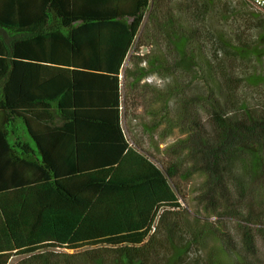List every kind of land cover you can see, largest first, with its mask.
Listing matches in <instances>:
<instances>
[{
	"label": "trees",
	"instance_id": "trees-1",
	"mask_svg": "<svg viewBox=\"0 0 264 264\" xmlns=\"http://www.w3.org/2000/svg\"><path fill=\"white\" fill-rule=\"evenodd\" d=\"M174 128L183 138L163 151ZM196 175L206 218L186 207ZM257 238L261 11L0 0V264H264Z\"/></svg>",
	"mask_w": 264,
	"mask_h": 264
},
{
	"label": "rangeland",
	"instance_id": "rangeland-1",
	"mask_svg": "<svg viewBox=\"0 0 264 264\" xmlns=\"http://www.w3.org/2000/svg\"><path fill=\"white\" fill-rule=\"evenodd\" d=\"M142 51L145 52L147 50L142 49ZM127 66H128V64L126 62L124 68ZM145 81H147L148 83L154 84L157 88H161L162 86L165 88V86H166V80L160 81L156 77H150ZM134 113H135V115H138V116L143 114V112L140 108L136 109ZM135 121L133 123H136ZM161 129H163V134H162V136H163L165 131H166L165 124H163ZM160 131L161 130H158L155 133V139L157 142H160V139H161ZM181 138H183V136L180 135V133L178 132V130L176 128H174V130L172 131V134L169 135L167 138H165L163 141H161L162 143L160 144V147L163 148V151H164V149L166 147L171 146L173 143H175L177 140H179ZM202 181H203V177L196 175L192 178V180L190 182L184 183L183 189H184V193H185V197H186V207H187L190 215L193 216V214H197V215H200L201 217L206 218L208 216L201 211L200 207H197V204L194 200V197L199 192V186H200ZM208 220L211 222H214L215 218L211 216L208 218ZM228 226L231 228L233 227L232 224H229ZM232 231H234V233H235L234 234V240L236 239L238 241L239 234L237 232H235L234 229ZM213 244H214L213 242H210V245H213ZM256 245L258 247L259 254L264 259V244L259 240V238H257ZM14 262H15V259H13L9 264H13Z\"/></svg>",
	"mask_w": 264,
	"mask_h": 264
},
{
	"label": "built area",
	"instance_id": "built-area-1",
	"mask_svg": "<svg viewBox=\"0 0 264 264\" xmlns=\"http://www.w3.org/2000/svg\"><path fill=\"white\" fill-rule=\"evenodd\" d=\"M256 9L264 15V0H248Z\"/></svg>",
	"mask_w": 264,
	"mask_h": 264
},
{
	"label": "crops",
	"instance_id": "crops-1",
	"mask_svg": "<svg viewBox=\"0 0 264 264\" xmlns=\"http://www.w3.org/2000/svg\"><path fill=\"white\" fill-rule=\"evenodd\" d=\"M120 76H121V78L123 77V71H122V73H121V75H120ZM146 80H147V79H146ZM144 82H147V81H144ZM147 83H148V82H147Z\"/></svg>",
	"mask_w": 264,
	"mask_h": 264
}]
</instances>
